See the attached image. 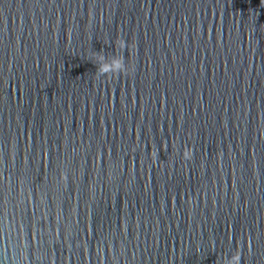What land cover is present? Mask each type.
Wrapping results in <instances>:
<instances>
[{"label":"water","instance_id":"obj_1","mask_svg":"<svg viewBox=\"0 0 264 264\" xmlns=\"http://www.w3.org/2000/svg\"><path fill=\"white\" fill-rule=\"evenodd\" d=\"M237 249L264 264V0H0V264Z\"/></svg>","mask_w":264,"mask_h":264},{"label":"clouds","instance_id":"obj_2","mask_svg":"<svg viewBox=\"0 0 264 264\" xmlns=\"http://www.w3.org/2000/svg\"><path fill=\"white\" fill-rule=\"evenodd\" d=\"M119 47L124 49L127 47L126 42L123 39L119 40ZM98 73L102 76H108L109 73L113 74V77L124 74L131 75L134 73V67H126L125 59L123 57L114 56L111 62H107L106 56L100 54L98 56ZM193 149L191 147H186L183 151V159L191 160L193 158ZM242 252L237 249L235 255L231 256L230 264H241Z\"/></svg>","mask_w":264,"mask_h":264}]
</instances>
